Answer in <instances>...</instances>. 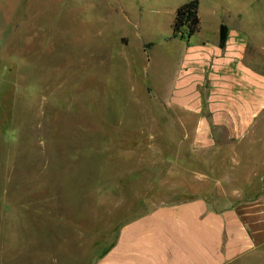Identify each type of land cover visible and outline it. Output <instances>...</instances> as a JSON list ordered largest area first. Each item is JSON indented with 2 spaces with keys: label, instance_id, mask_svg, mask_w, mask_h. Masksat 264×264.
<instances>
[{
  "label": "rangeland",
  "instance_id": "obj_1",
  "mask_svg": "<svg viewBox=\"0 0 264 264\" xmlns=\"http://www.w3.org/2000/svg\"><path fill=\"white\" fill-rule=\"evenodd\" d=\"M191 1L0 0V264H95L129 219L195 195L239 207L245 177H264L199 164L189 187L193 158L163 138L169 61L187 42L236 25L264 67V0H196L198 33L174 38Z\"/></svg>",
  "mask_w": 264,
  "mask_h": 264
},
{
  "label": "crops",
  "instance_id": "obj_2",
  "mask_svg": "<svg viewBox=\"0 0 264 264\" xmlns=\"http://www.w3.org/2000/svg\"><path fill=\"white\" fill-rule=\"evenodd\" d=\"M221 25L227 29L223 47ZM239 28L221 23L215 38L187 42L178 60L169 61L162 106L176 116L164 120L163 138L180 141L182 157L193 158L194 168L180 165L195 174L189 187L206 180L199 164L227 173L228 182L236 180L230 173L240 166L244 172L264 171V67ZM209 156L226 161L215 164ZM259 178L245 177L239 207L218 209L213 204L227 198L195 195L129 219L95 264H264V177ZM252 180L258 190H250ZM223 181L213 185L222 187Z\"/></svg>",
  "mask_w": 264,
  "mask_h": 264
},
{
  "label": "trees",
  "instance_id": "obj_3",
  "mask_svg": "<svg viewBox=\"0 0 264 264\" xmlns=\"http://www.w3.org/2000/svg\"><path fill=\"white\" fill-rule=\"evenodd\" d=\"M198 2L193 0L180 6L175 14L172 25V37L190 38L199 31V18L197 16ZM227 29L225 25L220 26L219 44L224 46Z\"/></svg>",
  "mask_w": 264,
  "mask_h": 264
}]
</instances>
